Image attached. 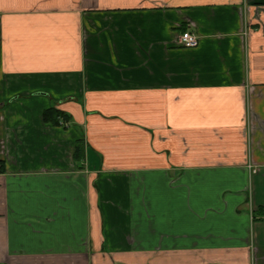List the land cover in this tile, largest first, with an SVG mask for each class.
I'll return each mask as SVG.
<instances>
[{
  "label": "crops",
  "instance_id": "crops-1",
  "mask_svg": "<svg viewBox=\"0 0 264 264\" xmlns=\"http://www.w3.org/2000/svg\"><path fill=\"white\" fill-rule=\"evenodd\" d=\"M0 264H264V0H0Z\"/></svg>",
  "mask_w": 264,
  "mask_h": 264
},
{
  "label": "built area",
  "instance_id": "built-area-1",
  "mask_svg": "<svg viewBox=\"0 0 264 264\" xmlns=\"http://www.w3.org/2000/svg\"><path fill=\"white\" fill-rule=\"evenodd\" d=\"M198 45L199 37L190 31L184 32L179 38V46L184 49H193Z\"/></svg>",
  "mask_w": 264,
  "mask_h": 264
},
{
  "label": "trees",
  "instance_id": "trees-1",
  "mask_svg": "<svg viewBox=\"0 0 264 264\" xmlns=\"http://www.w3.org/2000/svg\"><path fill=\"white\" fill-rule=\"evenodd\" d=\"M62 116V114L57 111L55 108H50L48 109L45 114V120L48 122H51L53 124H57L58 123V119Z\"/></svg>",
  "mask_w": 264,
  "mask_h": 264
}]
</instances>
